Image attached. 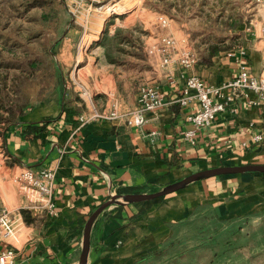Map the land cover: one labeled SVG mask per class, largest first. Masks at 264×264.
Wrapping results in <instances>:
<instances>
[{
    "label": "crops",
    "instance_id": "1",
    "mask_svg": "<svg viewBox=\"0 0 264 264\" xmlns=\"http://www.w3.org/2000/svg\"><path fill=\"white\" fill-rule=\"evenodd\" d=\"M257 7L255 15L263 19L264 8ZM111 26L110 33L117 31L114 23ZM263 44L261 38L247 34L237 49L221 52L209 65L196 63L187 72L179 66L158 68L154 59L153 75L147 73L145 79L164 92L167 103L148 113L140 127L105 119L82 124L80 114L73 116L72 124L61 115V106L27 108L0 133V153L9 159L5 175L23 167L35 172L52 169L56 215L35 211L26 222L19 210L12 212L13 236L9 243L0 242V250L14 247L16 264H78L85 222L112 195L153 193L206 169L264 164V102L254 93H238L209 126L195 131L192 141L183 132L193 128L186 116L196 106L175 103L187 74L220 84L234 77L243 64L259 75ZM97 50V60H88L77 73L90 67L94 75L87 76L89 83L102 89L93 101L83 81L75 80L81 84L82 93H76L75 101L79 112L88 110L85 95L89 106L102 110L111 109L113 103L121 111L133 108L138 87L132 86V77L120 65L108 63L103 48ZM42 121L49 122L42 125ZM256 134L262 135L260 142L254 141ZM199 213H213L219 219L264 216V173L211 176L152 201L112 203L91 226L86 264H143Z\"/></svg>",
    "mask_w": 264,
    "mask_h": 264
},
{
    "label": "rangeland",
    "instance_id": "2",
    "mask_svg": "<svg viewBox=\"0 0 264 264\" xmlns=\"http://www.w3.org/2000/svg\"><path fill=\"white\" fill-rule=\"evenodd\" d=\"M257 12L259 7L251 0H0V60L12 63L0 69L6 85L0 97L13 112L11 116L0 109L4 118L0 133L27 108L66 105L80 109L75 104L79 99L76 93L81 92V84L74 83L77 79L95 101L94 94L102 88L89 83L87 76L94 75L92 69L77 73V68L97 60L101 47L97 43L104 36L109 51L118 59L119 64L114 65L129 73L136 88L150 83L145 77L153 75L154 59L158 68L165 67L157 51L161 37L171 36L175 41V60L169 66H178L179 53L187 50L195 55L196 63L209 65L221 52L242 45L247 34L260 40ZM159 16L167 19L165 28L160 27ZM113 23L117 31L110 33ZM114 34L123 51H118L116 40L110 38ZM105 91L110 94L112 90ZM85 96L83 103L88 110H78L77 114H87L93 107L102 110L89 106ZM8 164L9 159L0 153V207L11 217L19 210L24 221H31L35 211L27 207L29 197L17 181L21 170L5 175ZM188 220L176 237L143 264H264V216L257 220L219 219L213 213H199Z\"/></svg>",
    "mask_w": 264,
    "mask_h": 264
},
{
    "label": "built area",
    "instance_id": "3",
    "mask_svg": "<svg viewBox=\"0 0 264 264\" xmlns=\"http://www.w3.org/2000/svg\"><path fill=\"white\" fill-rule=\"evenodd\" d=\"M256 5L264 8V0H251ZM159 22L165 26L167 19L159 16ZM260 38L264 42V18L256 23ZM160 48L157 49L162 55L161 65L169 66L175 60L173 51L175 41L171 36H163L160 39ZM264 56V44L262 48ZM177 65L183 71H192L197 59L195 55L187 51L179 53L176 59ZM250 91L257 96V100L264 102V66L259 75L252 74L246 65H241L237 74L220 84H209L201 80L196 74H187L179 89V96L175 103L187 106L194 103L195 110L186 116L193 128L183 132L185 139L192 141L195 131L207 127L216 115L240 92ZM109 94V93H108ZM167 103L164 92L156 85L142 83L138 86L136 105L133 108L120 111L115 103L111 109L99 110L93 107L87 114H80L78 120L85 124L92 120L105 119L110 121L122 120L128 126L140 127L148 120V113L153 112ZM255 142L262 140L261 134L254 136ZM55 173L52 169H42L37 172L30 167H23L17 177L25 193L29 197L30 209L45 211L50 216H55L56 211L53 203V182ZM13 223L9 212L0 207V242H8L13 236ZM9 243V242H8ZM16 252L14 247L0 250V264H16Z\"/></svg>",
    "mask_w": 264,
    "mask_h": 264
},
{
    "label": "water",
    "instance_id": "4",
    "mask_svg": "<svg viewBox=\"0 0 264 264\" xmlns=\"http://www.w3.org/2000/svg\"><path fill=\"white\" fill-rule=\"evenodd\" d=\"M246 172H256L264 173V164H247V165H236V166H221L211 169L202 170L187 177L181 179L180 181L171 183L159 191L153 193H133V194H124V195H112L106 202L99 206L95 211L91 213L87 221L85 222L82 234V251L78 264H86L87 255L89 250V234L91 226L97 216L107 207H109L114 202L119 203H137L152 200L169 193L175 192L191 182L208 178L211 176L225 175V174H239Z\"/></svg>",
    "mask_w": 264,
    "mask_h": 264
},
{
    "label": "trees",
    "instance_id": "5",
    "mask_svg": "<svg viewBox=\"0 0 264 264\" xmlns=\"http://www.w3.org/2000/svg\"><path fill=\"white\" fill-rule=\"evenodd\" d=\"M116 37H117V35L114 34V35H112L110 38L116 40ZM105 38H106V37L104 36V37H103V38H102L97 44L104 48V55H105V59H106V61H107L108 63H110V64H119L117 57H116L115 55H113V53H111V51H109V49H108V47H107V45H106V42H105ZM127 41H128V40H127ZM119 43H120V42H118V41L116 40V46H117L116 49H117L118 51H123L121 48L118 47V44H119ZM213 53H214V52H213ZM213 53H212V54H213ZM11 64H12V63H9L8 59H6V60H2V61L0 60V69H1V68H9V67L12 66ZM29 64L31 65V67H34V66H33L34 62H33V61H31ZM4 87H6V85H5V77L2 76V78H0V91H3ZM1 97H2V96H1ZM1 97H0V109H5V110L9 111V114H11V116H12V115H13L12 110H9L8 106L5 105V103L3 102V99H2ZM77 111H78L77 108L74 107V106H66V105H62V108H61V115H62V114L64 115L65 120L71 121L72 124H75V123L73 122V116H75V115L77 114ZM1 119L4 120V118L0 117V120H1ZM15 122H16V121H15ZM15 122H13V123H15ZM47 122H49V121H42V125H45ZM36 128H37V126L34 127L33 130H35ZM30 131H32V130L30 129ZM27 221L30 222L29 219H27Z\"/></svg>",
    "mask_w": 264,
    "mask_h": 264
}]
</instances>
